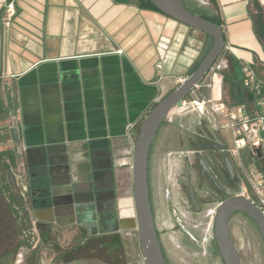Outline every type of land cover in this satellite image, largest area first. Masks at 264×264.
<instances>
[{
  "label": "crops",
  "instance_id": "0c3cea01",
  "mask_svg": "<svg viewBox=\"0 0 264 264\" xmlns=\"http://www.w3.org/2000/svg\"><path fill=\"white\" fill-rule=\"evenodd\" d=\"M8 2L14 5L11 17L5 13ZM215 4L229 46L217 59L224 67L211 68L187 99L223 101L231 108L235 105H228L222 76L229 70V56L251 64L264 81V0ZM211 41L139 0H0V151L17 154L25 166L38 224L84 228L104 244L134 227V127L193 71ZM244 106L255 111L252 102ZM223 123L216 112L195 111L173 112L161 123L148 158L154 221L152 200L156 195L168 201L165 187L183 169L184 189L190 199L192 191L195 210L209 195L201 172L222 167L227 194L237 190L229 179L234 182L237 173L221 151L232 146ZM242 155L264 170V145L257 157L247 149ZM167 167L172 171L158 184L159 171ZM230 229L234 239L231 220ZM21 254L14 264H22Z\"/></svg>",
  "mask_w": 264,
  "mask_h": 264
},
{
  "label": "water",
  "instance_id": "95a60500",
  "mask_svg": "<svg viewBox=\"0 0 264 264\" xmlns=\"http://www.w3.org/2000/svg\"><path fill=\"white\" fill-rule=\"evenodd\" d=\"M160 12L211 37L209 48L194 70L170 92L160 98L148 111L135 136L131 161L132 200L134 226L145 264H167L156 229L148 183V158L154 136L168 113L204 80L225 47L222 26L189 10L183 0H148ZM190 197H195L189 190ZM235 212L245 213L254 223L264 245V215L251 199L232 194L215 207L214 241L211 252L218 251L224 264H243L230 229V219ZM41 237L48 245L53 241L47 232ZM69 264H81L72 258Z\"/></svg>",
  "mask_w": 264,
  "mask_h": 264
},
{
  "label": "rangeland",
  "instance_id": "374dc122",
  "mask_svg": "<svg viewBox=\"0 0 264 264\" xmlns=\"http://www.w3.org/2000/svg\"><path fill=\"white\" fill-rule=\"evenodd\" d=\"M194 1L206 6L204 0ZM185 99L188 100L187 97ZM6 162H9L13 167L14 164L12 160L7 158ZM17 165L23 176L26 177L25 166L22 163H17ZM171 171L172 169L169 170L168 167L166 169L161 168L156 180L158 184L161 183L162 177L167 180V172ZM175 171L177 173V170ZM185 171L186 170L183 169L182 173L179 172L177 175H171L172 179L175 178V182L174 184L169 182V185L165 187L169 193L168 196H170L168 201L157 199L156 195L152 200L153 209L156 214L155 222L158 236L165 256L170 264H210L212 261L209 249L211 245L215 244V241L213 238V225L208 212L213 209L223 197H228L229 193V195H232L237 190L230 191L228 194L226 192L221 195L211 188L213 193L207 195L205 199L201 201L204 208L197 213L191 204V199L184 189L186 186ZM162 172L164 175L160 176ZM6 176L8 178L12 177L10 168L7 169ZM150 176L152 189L154 190L156 184L153 178L154 168L152 166L150 167ZM207 184H209L208 181ZM24 207L28 217H26L25 221L21 224L22 230L20 239L24 242L26 240L31 241L32 239L33 241H38L40 243L39 256L42 259L41 264H51L54 249L47 246L46 242H44L41 237V233L44 232L45 229H48V236L51 240L55 239L61 247L63 246L66 248V246L72 244L71 241L74 235L71 231L75 229V226L64 229H59L55 226H47L44 229V226L38 224L34 220L29 199H27V203ZM3 208L5 209L4 205ZM4 214H6V212H4ZM4 214L2 213V215ZM231 228L236 244L240 248L244 264H264V245L253 221L244 213L236 212L231 219ZM0 229L3 230L2 226H0ZM133 230H135L134 232L136 234L135 226ZM2 238L3 236H0V240ZM132 246L133 255L129 259V263L144 264L136 235L133 236ZM24 249L29 250L26 245L23 246V250L21 251L23 259L26 256ZM83 260L86 264H89L90 261L92 262V260ZM69 263L70 261L61 262L60 264ZM22 264H24V262H22Z\"/></svg>",
  "mask_w": 264,
  "mask_h": 264
},
{
  "label": "built area",
  "instance_id": "2783aa9c",
  "mask_svg": "<svg viewBox=\"0 0 264 264\" xmlns=\"http://www.w3.org/2000/svg\"><path fill=\"white\" fill-rule=\"evenodd\" d=\"M14 12L13 3L8 2L5 5L6 17H11ZM228 48L229 46L225 44L221 54ZM223 67L224 65L216 60L211 68L220 71ZM241 75L242 85L250 93L255 111L247 112L244 105L228 108L223 101L219 102L213 99L200 101L183 99L168 113L167 117L173 112L185 111H195L201 115L216 112L221 116L224 127L231 131L232 146L227 152L233 160L240 181L239 189L234 194L251 199L264 215V170L253 164L249 165L242 155V150L247 149L251 156L257 157V153L264 145V137L261 135V132L264 131V81L257 76L254 68L249 63H241ZM16 155H13V167L9 162L7 163L12 174L11 180L15 188L14 191L26 204L27 199H29V185L17 165L20 162L17 160L18 156ZM215 207L208 212L212 225H214ZM29 242L35 243L37 241L32 239Z\"/></svg>",
  "mask_w": 264,
  "mask_h": 264
},
{
  "label": "flooded vegetation",
  "instance_id": "af4514ba",
  "mask_svg": "<svg viewBox=\"0 0 264 264\" xmlns=\"http://www.w3.org/2000/svg\"><path fill=\"white\" fill-rule=\"evenodd\" d=\"M213 136L214 137L216 136L215 133H213ZM221 151L226 153V155L229 157L232 164L231 169L236 174L237 170L228 152L223 149H221ZM222 152L221 154H223ZM5 162H6L5 155H2V151H0V171L3 165L5 164ZM223 174H224V170L222 167H218L217 169L214 170V172H210V171L206 173L201 172V175L199 177L200 183L202 185L204 184L207 185L209 189V195L213 193V190L211 188H213L218 194L221 195L226 192V187H225L226 177H224ZM9 179L13 190H15L11 178ZM229 179H230V183L234 186V188L239 189L240 181H239L238 173L235 176L234 182L231 181V178ZM207 181L209 182V184H207ZM15 194L17 193L15 192ZM4 200L6 201L4 202L0 198V226H2L3 228V230L0 229V236H3V238L0 240V264H14L18 254L23 250V246L25 245L28 247L29 253L23 259L24 264H41L42 259L39 256L40 243L38 241L35 243H30L28 240H26L25 245L18 244L19 240H21L20 239L21 230L18 231L17 229L18 227L20 228V221H21L20 206L16 203H12L11 207L8 208L6 202H8L9 200L8 199H4ZM3 205L5 209L3 208ZM203 208H199L198 210L194 209V210L195 212H200L203 210ZM4 212H6V214H4ZM2 213L4 215H2ZM44 231L48 233V229H45ZM134 231L135 230H133L132 228L131 230H127L121 233V235H116L112 237V239L110 240L105 239L104 240L105 244H104V242H102L99 238L93 241L86 233L83 234L80 230L75 229L74 238L71 241L72 244L66 246V248H64L63 246L62 248L55 239H52L53 241L52 245H48L46 243L47 246H50L51 248L54 249V254L53 257L51 258V264H60L61 262H68V261L71 262L73 257H75L76 260L79 261L81 264H86L83 262L84 261L83 259H87L89 261L92 260V262L90 261L89 264H130L129 259L133 255L132 239L133 236L136 235ZM119 239H121L120 243H119ZM214 245H211L210 249ZM236 246L238 248L242 263L244 264L240 248L238 247L237 244ZM210 249H209V254L212 261L210 264H224L218 251L216 250L215 252L212 253ZM142 259L144 261L143 256Z\"/></svg>",
  "mask_w": 264,
  "mask_h": 264
},
{
  "label": "trees",
  "instance_id": "16d2710c",
  "mask_svg": "<svg viewBox=\"0 0 264 264\" xmlns=\"http://www.w3.org/2000/svg\"><path fill=\"white\" fill-rule=\"evenodd\" d=\"M141 6H146L150 8H154L158 10L152 3H150L148 0H139ZM185 6L191 10L192 12L205 17L219 25L222 26V20L220 19V16L218 13H215V0H207V4L201 5L198 4L195 1H187L183 0ZM208 36V35H207ZM211 38L210 36H208ZM209 46H207L204 51L202 52V55L206 52ZM198 61L195 62L191 70H194V68L197 66ZM240 75V77H239ZM223 76V88L225 84L228 85V92H229V106H236V105H248L251 102V95L246 90V88L242 85V75H241V64L237 62V60L231 56H229V70L222 72ZM143 120V119H142ZM142 120H140L135 125V136L138 132V129L142 123ZM9 152H2V155L9 156V159L12 160L13 156L9 155ZM9 168V164L5 162L3 165L1 171H0V198L5 202L8 199L9 201L6 202V205L8 208L11 207L12 203H16L20 206L21 210V221H20V228L18 227V231L21 229L22 222L25 221V218L27 216V212L24 207L23 201L15 194L10 179L6 176V171ZM226 197H223L221 200L225 199ZM23 213V214H22ZM76 229L80 230L83 234H85L84 228L77 227ZM18 244L25 245V242L21 239L19 240Z\"/></svg>",
  "mask_w": 264,
  "mask_h": 264
},
{
  "label": "bare ground",
  "instance_id": "6f19581e",
  "mask_svg": "<svg viewBox=\"0 0 264 264\" xmlns=\"http://www.w3.org/2000/svg\"><path fill=\"white\" fill-rule=\"evenodd\" d=\"M38 213V212H37Z\"/></svg>",
  "mask_w": 264,
  "mask_h": 264
}]
</instances>
